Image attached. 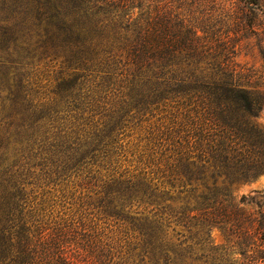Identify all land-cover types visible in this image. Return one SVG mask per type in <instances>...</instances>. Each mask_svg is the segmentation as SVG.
Masks as SVG:
<instances>
[{"label": "trees", "instance_id": "obj_1", "mask_svg": "<svg viewBox=\"0 0 264 264\" xmlns=\"http://www.w3.org/2000/svg\"><path fill=\"white\" fill-rule=\"evenodd\" d=\"M212 1L0 0V264H264L229 189L264 173V0Z\"/></svg>", "mask_w": 264, "mask_h": 264}, {"label": "rangeland", "instance_id": "obj_2", "mask_svg": "<svg viewBox=\"0 0 264 264\" xmlns=\"http://www.w3.org/2000/svg\"><path fill=\"white\" fill-rule=\"evenodd\" d=\"M234 1L236 2V0H214L209 3L213 4L214 7L223 6L224 9L227 10L230 4H234ZM238 5H240L239 2H238ZM190 8L193 10L195 7L193 5ZM259 18L261 17L259 16ZM203 21L205 23H208V21L205 19ZM263 26H264V23H263ZM236 37H237V41L235 44L236 51H235V56H234L236 61L239 62L240 65L255 69L257 70V73H260L262 58H261V54L259 52V48L257 44L260 40L256 38L255 34H251L248 37L239 38V35H237ZM260 43L262 47L264 48V40L263 42H260ZM53 69H56V68L48 67L46 71L48 73L47 78H42L41 83L45 84L51 81L52 74L54 73ZM39 76L42 77L43 75L41 74ZM258 81H259L258 87L264 91V77H260ZM258 121L260 122L264 130V102H263V109L261 111L260 117L258 118ZM229 189L232 195L236 199H239L242 195H244L245 197L255 196V197L261 198L259 195L262 192H264V173L258 175L255 179H252L251 181H248L245 183L234 184ZM262 200H264V196ZM210 240L214 244H218L220 246L226 244V240H225L223 233L217 227H213L211 229Z\"/></svg>", "mask_w": 264, "mask_h": 264}]
</instances>
